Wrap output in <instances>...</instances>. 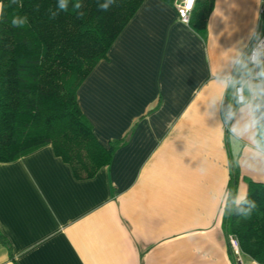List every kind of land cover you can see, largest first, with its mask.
I'll list each match as a JSON object with an SVG mask.
<instances>
[{
	"label": "crops",
	"instance_id": "crops-1",
	"mask_svg": "<svg viewBox=\"0 0 264 264\" xmlns=\"http://www.w3.org/2000/svg\"><path fill=\"white\" fill-rule=\"evenodd\" d=\"M260 7L215 0L200 35L174 2L144 0L77 89L99 142H126L87 179L50 144L0 162V264H238L222 214L234 166L235 199L264 183V119L235 135L247 113L227 125L222 101Z\"/></svg>",
	"mask_w": 264,
	"mask_h": 264
},
{
	"label": "trees",
	"instance_id": "trees-1",
	"mask_svg": "<svg viewBox=\"0 0 264 264\" xmlns=\"http://www.w3.org/2000/svg\"><path fill=\"white\" fill-rule=\"evenodd\" d=\"M143 1L64 0L66 7L61 8L62 0H0V162L17 160L47 144L70 165L76 179L91 178L111 162L126 138L112 139L108 146L99 142L80 109L77 89L107 57ZM214 2L194 1L187 23L200 35L206 31ZM104 4L109 5L107 10L101 7ZM246 77L239 65L231 79ZM237 85H228L222 101L227 125L232 119L227 113H235L240 105ZM238 176L234 166L221 228L237 239L246 258L264 264V183L248 181L247 199L255 207L245 216L249 204L235 203ZM0 242L12 254L1 230Z\"/></svg>",
	"mask_w": 264,
	"mask_h": 264
},
{
	"label": "clouds",
	"instance_id": "clouds-1",
	"mask_svg": "<svg viewBox=\"0 0 264 264\" xmlns=\"http://www.w3.org/2000/svg\"><path fill=\"white\" fill-rule=\"evenodd\" d=\"M115 0H110V3H114ZM61 8H65L66 4L64 0H62ZM76 7H80L79 4ZM104 10H107L109 5L104 4L101 6ZM13 23H17V21H13ZM264 56V47L258 45L256 48L253 49L252 54L248 57V60L245 61L243 59L237 58L234 63L240 65L241 68L245 69V76L251 77L252 72L248 69V62H251L255 65L256 68L259 69L256 72L255 76L258 82H253L252 79H242L241 81H232V79L226 78L225 84H232L235 86L236 83L240 84V87L236 88V99L237 103L241 105V111L246 112L248 119L247 122L243 124L241 127L239 124H236L232 127V132L235 135H243L248 133L251 129L255 128L258 124H260L261 120L264 119V59L261 57ZM249 94L248 96L245 95V92ZM260 113V116L257 117V113ZM234 116L232 111L227 113V118L231 119ZM255 142V141H254ZM235 203L240 205L242 203L249 204V209L244 213L247 216L251 209L255 207L254 201H249L247 199V194L239 195L235 199Z\"/></svg>",
	"mask_w": 264,
	"mask_h": 264
},
{
	"label": "built area",
	"instance_id": "built-area-1",
	"mask_svg": "<svg viewBox=\"0 0 264 264\" xmlns=\"http://www.w3.org/2000/svg\"><path fill=\"white\" fill-rule=\"evenodd\" d=\"M194 1L195 0H191V4L189 6V0H174V5L176 8L177 14H178L179 18L185 23H187L189 20V15H190V12L193 8ZM260 13H264V0H261ZM258 45L264 47V29L260 30L259 33H257L253 37V39L250 41L249 45L246 47L241 59L247 61L248 57L251 56L253 49L256 48ZM261 59H264V56H262ZM248 63L251 66L252 75H251V77H246L245 79H252L253 82H257L258 80L256 79L255 74H256V72L259 71V69L256 68L255 65L252 64L251 62H248ZM238 66L239 65H236L235 69ZM237 87H240V85H237L236 88ZM236 88H235V95H236ZM229 242H230V245L232 247L233 253L235 255L236 262L238 264H242V257H241L242 253L240 251L237 239L230 235L229 236ZM253 264H257V263L253 262Z\"/></svg>",
	"mask_w": 264,
	"mask_h": 264
},
{
	"label": "snow or ice",
	"instance_id": "snow-or-ice-1",
	"mask_svg": "<svg viewBox=\"0 0 264 264\" xmlns=\"http://www.w3.org/2000/svg\"><path fill=\"white\" fill-rule=\"evenodd\" d=\"M190 4H191V0H189V6H190Z\"/></svg>",
	"mask_w": 264,
	"mask_h": 264
},
{
	"label": "rangeland",
	"instance_id": "rangeland-1",
	"mask_svg": "<svg viewBox=\"0 0 264 264\" xmlns=\"http://www.w3.org/2000/svg\"><path fill=\"white\" fill-rule=\"evenodd\" d=\"M243 258V255L241 256ZM253 264V262H251Z\"/></svg>",
	"mask_w": 264,
	"mask_h": 264
}]
</instances>
